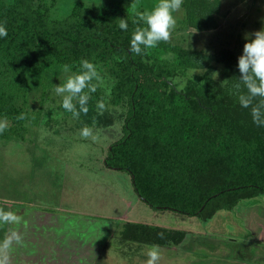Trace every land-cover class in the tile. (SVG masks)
<instances>
[{
	"label": "trees",
	"instance_id": "16d2710c",
	"mask_svg": "<svg viewBox=\"0 0 264 264\" xmlns=\"http://www.w3.org/2000/svg\"><path fill=\"white\" fill-rule=\"evenodd\" d=\"M130 1L95 8L76 2L67 17L54 19L51 13L58 0H0V24L8 32L0 37V120L14 122L0 134V141L24 140L27 123L37 125L46 114L50 76L65 64L75 71L87 59L110 69L115 81L110 104L128 107L125 134L110 146L105 163L130 174L141 200L155 209L209 220L263 194L264 126L255 125L250 109L231 94L238 68L228 69L226 83L214 73L212 62L229 64L232 55L207 56L172 40L143 55L132 54L130 39L137 27L133 21L143 10L125 6ZM217 5V0H184L183 27L217 29ZM119 18L127 20L126 31L120 29ZM182 77L187 80L180 87L176 79ZM41 82L42 106L31 112L30 98ZM101 99L97 88L88 113L77 120L89 126L100 122ZM21 114L24 118L17 119ZM127 226L126 240L149 246H178L187 237L185 231ZM161 232L163 239L157 236Z\"/></svg>",
	"mask_w": 264,
	"mask_h": 264
},
{
	"label": "rangeland",
	"instance_id": "374dc122",
	"mask_svg": "<svg viewBox=\"0 0 264 264\" xmlns=\"http://www.w3.org/2000/svg\"><path fill=\"white\" fill-rule=\"evenodd\" d=\"M122 1L129 0H58L51 17H67L76 2L95 8ZM217 1V29L200 32L183 27L186 10L182 7L174 13L176 27L171 40L207 56L232 55L229 64L212 62L219 73L217 80L223 81L229 75L228 69L234 72L238 68L244 34L264 28V0ZM156 3L157 0H131L125 6L145 11L151 10ZM97 70L102 78L98 88L103 99L99 102L105 105L103 110L97 109L100 122L92 121L89 126L73 119L72 114L63 109L62 98L53 91L54 85L62 83L65 78L63 70L57 69L50 76L52 89H49L43 106V114H46H42V121L37 125L29 123L31 121L27 123L29 129L24 140L0 141V208L16 214L29 207L77 219L91 215L93 220L111 222V234L102 236L108 237V242L106 249H101L99 264H144L149 246L121 239V232L132 222L187 232L181 246H159V264H264V243L247 227L248 220L249 224L259 222L264 225V218L252 222L251 217L246 216V211L250 210L263 211L264 215V193L241 201L234 210L220 211L214 218L204 220L149 206L135 192L128 172L106 165L110 146L125 134L128 107L110 104V89L115 81L106 66L97 65ZM186 80L182 77L176 82L183 87ZM43 86L41 82L33 89L31 112L42 106ZM47 114L51 116L49 125L45 118ZM7 122L8 127L14 125L11 119ZM85 126L92 129L96 139L81 136ZM10 226L11 223H0V243L11 237ZM12 248L16 249L13 241L8 264H18Z\"/></svg>",
	"mask_w": 264,
	"mask_h": 264
},
{
	"label": "clouds",
	"instance_id": "9594fccd",
	"mask_svg": "<svg viewBox=\"0 0 264 264\" xmlns=\"http://www.w3.org/2000/svg\"><path fill=\"white\" fill-rule=\"evenodd\" d=\"M184 0H157L156 5L151 10L136 13L133 23L137 25L130 39L129 51L134 55H143L146 50L157 47L161 42L168 43L171 40L172 32L176 27L174 13L181 10ZM121 30L128 29V22L125 18H119ZM144 25V26H140ZM8 32L4 24H0V37H7ZM245 43L242 54L238 57L237 67L239 76L232 85L231 94L234 95L241 107L250 109L252 121L258 127L264 126V28L244 34ZM64 81L55 84L53 91L55 95L62 98L61 106L72 114L73 119H79L81 113L87 114L89 111L88 102L91 93L96 92L102 84V78L97 70V66L87 59H82L77 70L73 71V66L63 65ZM216 73V78L219 76ZM228 79L222 82H227ZM97 107L101 110L105 108L104 103L98 102ZM23 114L17 119H23ZM8 127L7 119L0 120V134ZM84 138L93 135L92 129L85 126L81 130ZM19 217L12 211H5L0 208V223L19 222ZM160 239L164 234L157 233ZM20 241L21 237L17 233L0 243V264H8L9 249L12 240ZM147 260L144 264H159L161 259V249L159 245L153 244L148 247Z\"/></svg>",
	"mask_w": 264,
	"mask_h": 264
},
{
	"label": "crops",
	"instance_id": "0c3cea01",
	"mask_svg": "<svg viewBox=\"0 0 264 264\" xmlns=\"http://www.w3.org/2000/svg\"><path fill=\"white\" fill-rule=\"evenodd\" d=\"M250 211H246V216H250L252 222H255L254 219L264 218L263 211ZM17 213L19 222L11 223L10 232L11 236L15 232L21 237L19 242L12 240L16 249L12 248L11 251H14L13 255L16 254L18 264H99L101 249H106L108 242V237L106 239L102 236L109 232L111 234L113 230L111 222L93 220L91 217L94 216L91 215L77 219L58 212L37 211L29 207H24ZM247 227L264 243L263 224H249L248 220ZM123 234L124 231L121 232V239L129 241ZM129 242L146 245L137 241Z\"/></svg>",
	"mask_w": 264,
	"mask_h": 264
}]
</instances>
